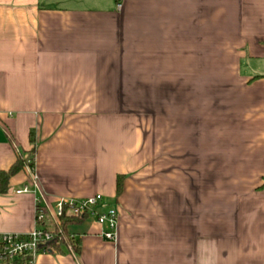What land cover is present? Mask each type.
Listing matches in <instances>:
<instances>
[{
  "label": "crops",
  "instance_id": "0c3cea01",
  "mask_svg": "<svg viewBox=\"0 0 264 264\" xmlns=\"http://www.w3.org/2000/svg\"><path fill=\"white\" fill-rule=\"evenodd\" d=\"M34 148L0 232L38 197L119 212L37 264H264V0H0V170Z\"/></svg>",
  "mask_w": 264,
  "mask_h": 264
},
{
  "label": "built area",
  "instance_id": "2783aa9c",
  "mask_svg": "<svg viewBox=\"0 0 264 264\" xmlns=\"http://www.w3.org/2000/svg\"><path fill=\"white\" fill-rule=\"evenodd\" d=\"M25 159L31 169L32 185L38 188L35 158L28 155ZM22 191L28 192L30 187L25 186ZM100 205H106L101 194L85 199L61 198L53 207L43 203L42 198L38 197L36 227L31 232H0V264H37L38 255L50 253V249L54 252L55 247L61 245L64 240V230L61 226L64 217H95L103 226L102 236L107 240L116 241L118 209L114 205H107L105 211H100ZM67 246L74 253L73 245Z\"/></svg>",
  "mask_w": 264,
  "mask_h": 264
},
{
  "label": "trees",
  "instance_id": "16d2710c",
  "mask_svg": "<svg viewBox=\"0 0 264 264\" xmlns=\"http://www.w3.org/2000/svg\"><path fill=\"white\" fill-rule=\"evenodd\" d=\"M31 154L35 156L36 149H32ZM35 158V157H34ZM27 165L26 159L24 157V153L19 152L17 155L16 162L12 165V167L8 170H0V194H6L10 190V181L11 179L18 174L20 171L24 169V167ZM126 175L120 174L117 177V195L120 196L124 189V181H125ZM264 187V185H263ZM87 216L85 217H64L61 220V226L64 230V240L61 245H68L72 244L74 247V253H79L81 250V240L76 235L70 232L69 226L72 224H77L83 222ZM59 246V245H58ZM56 246V247H58ZM55 247V250H56Z\"/></svg>",
  "mask_w": 264,
  "mask_h": 264
},
{
  "label": "water",
  "instance_id": "95a60500",
  "mask_svg": "<svg viewBox=\"0 0 264 264\" xmlns=\"http://www.w3.org/2000/svg\"><path fill=\"white\" fill-rule=\"evenodd\" d=\"M49 252L51 253V252H53V250H52V249H50V250H49Z\"/></svg>",
  "mask_w": 264,
  "mask_h": 264
},
{
  "label": "rangeland",
  "instance_id": "374dc122",
  "mask_svg": "<svg viewBox=\"0 0 264 264\" xmlns=\"http://www.w3.org/2000/svg\"><path fill=\"white\" fill-rule=\"evenodd\" d=\"M116 206V205H115Z\"/></svg>",
  "mask_w": 264,
  "mask_h": 264
}]
</instances>
